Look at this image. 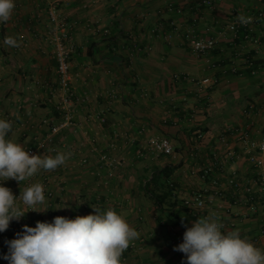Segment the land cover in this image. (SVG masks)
<instances>
[{
  "label": "crops",
  "instance_id": "1",
  "mask_svg": "<svg viewBox=\"0 0 264 264\" xmlns=\"http://www.w3.org/2000/svg\"><path fill=\"white\" fill-rule=\"evenodd\" d=\"M52 1L15 0L11 18L0 23V118L12 122L10 138L26 149L48 156L71 155L55 170L41 171L20 183L9 179L19 192L28 182H38L53 196L45 195L36 211L24 208L29 212L0 233V257L8 251L6 236L24 224L34 227L37 221L51 222L56 216L87 215L93 213V206L114 209L140 233L123 253V264H185V254L174 247L183 242L185 225L190 227L203 217L191 215L181 205L182 199L195 189L214 193L199 169L214 161V152L223 153L229 145L240 153L234 165L240 175L249 180L254 176L243 145L225 131L230 123L252 124V139H260L264 63L255 75L230 73L234 63L243 59L234 56L235 48L226 41L208 55L224 60L221 68L208 67V57L194 54L182 31H174L173 23H183L186 16L170 13L166 6L200 0H62V12L73 21L75 122L54 130L60 119L55 109L57 62L45 38ZM211 1L213 5L204 11L209 21L225 20L234 9H264V0ZM153 28L163 37L152 35ZM5 37L14 38L18 46L5 44ZM252 48L243 45V56ZM263 57L264 39L256 54L258 62H264ZM176 73L217 77L219 83L213 89L198 90L193 82L175 79ZM249 104L258 112L248 117L243 110ZM190 111L195 112L191 118L186 116ZM153 135L168 136L174 152L156 155L149 151L147 139ZM224 136L227 146L221 142ZM47 137L51 138L48 147L37 149L38 142ZM103 152L117 163H102ZM168 182L177 185V197L167 194ZM226 203L235 216L228 217L234 225L223 231L238 228L253 242L264 225V211L242 219L239 214L247 210L244 203L229 195ZM261 244L264 247V237ZM0 264L8 261L0 258Z\"/></svg>",
  "mask_w": 264,
  "mask_h": 264
},
{
  "label": "built area",
  "instance_id": "2",
  "mask_svg": "<svg viewBox=\"0 0 264 264\" xmlns=\"http://www.w3.org/2000/svg\"><path fill=\"white\" fill-rule=\"evenodd\" d=\"M62 0H53L48 8V32L46 40L53 49V54L57 62L58 73V95L59 101L56 105V111L60 115L59 123L54 127H67L75 122L73 107L75 102V92L72 87V56L75 47L72 42L73 21L62 12ZM211 0H200L198 2L185 1L183 3H170L166 6V10L170 13L186 16L183 23H173L174 31L181 32L184 40L189 45L191 51L197 56L208 57L222 41L230 43L234 48V56L243 59L242 63L235 64L228 71L234 75L243 76L246 74L255 75L264 62H258L256 54L260 52L264 39V9H234L229 17L225 20H211L205 18L204 11L206 7L212 6ZM241 17L244 18L242 22ZM204 20V26L201 24ZM152 35L163 37L158 28L151 30ZM243 45H251L252 49L248 51V55L243 56L241 47ZM252 50L254 53H252ZM264 61V57L262 59ZM208 67L221 68L224 66V60H212L208 57ZM175 79H183L193 82L198 90L213 89L219 83L217 77L196 78L188 74L176 73ZM184 101L188 102L189 97H184ZM175 109H178L174 105ZM258 112L254 104H249L243 110L246 116ZM194 111H190L186 116L193 117ZM104 120V118H101ZM47 121V120H46ZM44 121V122H46ZM177 121L173 120L175 124ZM251 125L242 126L230 123L226 127L225 134L228 136L235 135V139L239 141L247 154V159L254 176L252 179H244L240 175L237 167H234L240 153L228 144L227 137H222V144H226V150L223 153L214 152V161L201 167L199 174L203 179H208L214 187V193H210L208 189H195L189 196L182 199L181 205L194 217H206L211 213H215L224 224V229L234 225L233 220L228 221V217H234V213L230 205H227L228 195L238 202H243L247 210L243 214H239L240 218H249L251 215L257 214L260 210L264 211V128L261 131L260 139L253 140L251 137ZM200 137L203 134L200 133ZM50 137L44 138L38 142L37 149L45 150ZM149 151L156 155H170L174 152V145L171 139L166 135H153L147 139ZM31 154H36L34 149H30ZM101 162L114 166L116 160L107 152L101 153ZM87 159H83L85 163ZM42 172H45L42 170ZM224 183L227 187L223 186ZM32 182L25 184V187L31 186ZM4 186L11 188L13 194L19 197L20 193L11 186L9 180L4 181ZM47 197H52L53 192L45 190ZM174 196L177 197L176 191ZM23 208H29L23 205ZM223 229V230H224ZM264 237V225L259 235L252 242L255 246L264 249L261 239ZM132 246H134L132 244Z\"/></svg>",
  "mask_w": 264,
  "mask_h": 264
},
{
  "label": "clouds",
  "instance_id": "3",
  "mask_svg": "<svg viewBox=\"0 0 264 264\" xmlns=\"http://www.w3.org/2000/svg\"><path fill=\"white\" fill-rule=\"evenodd\" d=\"M14 8L15 0H0V23L11 18ZM4 43L18 46L12 37H5ZM12 128L11 121L0 118V233L29 212L18 201L36 211L35 206L46 200L41 183H33L16 197L4 181L20 183L42 170H55L71 155L31 154L10 138ZM91 207L94 211L87 215L56 216L51 222L37 221L34 227L24 224L16 238L5 241L8 251L0 258L8 264H123V253L140 233L114 209ZM185 227L183 242L174 247L185 254V264H264V249L243 237L238 228L223 231L224 224L215 213Z\"/></svg>",
  "mask_w": 264,
  "mask_h": 264
},
{
  "label": "trees",
  "instance_id": "4",
  "mask_svg": "<svg viewBox=\"0 0 264 264\" xmlns=\"http://www.w3.org/2000/svg\"><path fill=\"white\" fill-rule=\"evenodd\" d=\"M166 186H167V194L168 195H171V197H173L174 196L173 195L174 194V191L177 190L176 189L177 188V185L174 182H168ZM155 201L157 203H160L158 197L155 198ZM175 202H177V200ZM21 231H23V226L19 227V229H18L17 232H14V233H11L10 235H8V240H11V239L16 238V233L21 232ZM5 248H7V245L5 246Z\"/></svg>",
  "mask_w": 264,
  "mask_h": 264
},
{
  "label": "rangeland",
  "instance_id": "5",
  "mask_svg": "<svg viewBox=\"0 0 264 264\" xmlns=\"http://www.w3.org/2000/svg\"><path fill=\"white\" fill-rule=\"evenodd\" d=\"M9 186H10V184H9ZM6 235V234H5ZM6 240H8V235L6 236V238H5Z\"/></svg>",
  "mask_w": 264,
  "mask_h": 264
}]
</instances>
